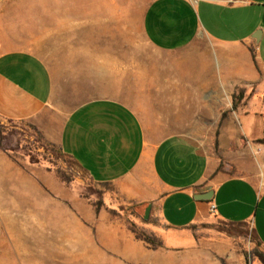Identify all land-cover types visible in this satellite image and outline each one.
<instances>
[{"label":"crops","instance_id":"obj_1","mask_svg":"<svg viewBox=\"0 0 264 264\" xmlns=\"http://www.w3.org/2000/svg\"><path fill=\"white\" fill-rule=\"evenodd\" d=\"M20 24L0 8V119L36 126L94 183L150 205L144 228L163 246L138 239L121 216L70 198L44 165L1 149L0 200L30 198L35 228L64 237L61 252L83 264H250L239 236L190 227L214 219L250 226L264 249V0H151L142 32L166 59L141 70L136 85L117 81L115 57L102 66L90 43L70 71L64 44L32 45ZM70 77L92 79L101 95L68 106ZM239 89L245 96L234 110ZM220 108L218 152L196 133L166 130L207 123Z\"/></svg>","mask_w":264,"mask_h":264},{"label":"rangeland","instance_id":"obj_2","mask_svg":"<svg viewBox=\"0 0 264 264\" xmlns=\"http://www.w3.org/2000/svg\"><path fill=\"white\" fill-rule=\"evenodd\" d=\"M150 1L5 0L0 8L21 23L20 30L26 42L40 41L43 48L53 45L56 49L64 44L67 57L64 63L70 71L75 72L80 45L85 44L87 52L90 43L91 50L100 55L102 66L114 65L112 58L115 57L117 81L136 85L141 70H156L166 59L151 46L142 32V15ZM106 56L111 57L110 64L104 61ZM68 82L70 107L101 95L92 79L70 77ZM224 114L220 108L214 110L211 121L207 123L171 126L166 130L196 133L203 145L212 152H218L219 143L215 138L221 128V116L226 117ZM0 149L16 162L44 165L57 177L60 171L64 174L66 181L63 183L70 198L84 199L95 210L96 204L101 202L99 212L104 210L121 216L130 230L145 229V208L131 206L110 187L94 183L68 156L57 157L47 151L36 141L26 123L0 119ZM31 201L28 197H20L16 201L11 198L0 200V264H83L77 254L61 252L64 237L35 228V223L30 220V213L35 212L34 207H30ZM57 212L60 213L59 209ZM207 224L199 226L198 231L215 230L239 236L247 259L253 251L264 254L250 226L232 227L217 219Z\"/></svg>","mask_w":264,"mask_h":264},{"label":"trees","instance_id":"obj_3","mask_svg":"<svg viewBox=\"0 0 264 264\" xmlns=\"http://www.w3.org/2000/svg\"><path fill=\"white\" fill-rule=\"evenodd\" d=\"M245 96V90L244 89H239L238 93H235L233 95V106L232 109H236L239 104L242 102V100L244 99ZM224 116H226L224 114ZM25 123V122H23ZM28 125V127L31 129V131L33 132V135L36 139V141L38 143H40L47 151H51L53 152V154L57 157H63L65 154L63 153V150L61 147H59L58 145H56L53 142H50L43 134L42 132L34 125L26 123ZM260 143L264 144V139H262L260 141ZM58 173V177L61 179L62 182H65L66 180L64 179V174L61 173L60 171L57 172ZM107 186V185H104ZM101 202L96 204V212H99L100 210V206H101ZM136 203H130L131 206H136ZM144 223H149L150 222V218H148L147 220H145L143 218ZM199 226H208V224L204 223L201 225H194L192 227H190V229L196 234L198 231ZM131 231L136 235V237L138 239H141L143 241H145L147 244H149L151 247L153 248H157V247H162L163 243L162 241H160V239H158L153 233L148 232L146 229H131ZM248 262L250 264H253L255 262H258L260 264H264V254L258 252V251H253L250 253L249 257H248Z\"/></svg>","mask_w":264,"mask_h":264},{"label":"water","instance_id":"obj_4","mask_svg":"<svg viewBox=\"0 0 264 264\" xmlns=\"http://www.w3.org/2000/svg\"><path fill=\"white\" fill-rule=\"evenodd\" d=\"M209 195L210 193H206V194H200L198 195L199 199H209ZM150 210H151V206L149 205L146 210H145V216L144 219L147 220L149 218L150 215Z\"/></svg>","mask_w":264,"mask_h":264},{"label":"built area","instance_id":"obj_5","mask_svg":"<svg viewBox=\"0 0 264 264\" xmlns=\"http://www.w3.org/2000/svg\"><path fill=\"white\" fill-rule=\"evenodd\" d=\"M215 208H216V207L213 205V206H212V211H215Z\"/></svg>","mask_w":264,"mask_h":264}]
</instances>
